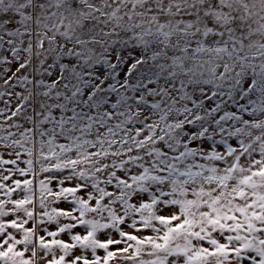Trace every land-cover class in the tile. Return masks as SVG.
I'll return each mask as SVG.
<instances>
[{
  "label": "snow or ice",
  "instance_id": "1",
  "mask_svg": "<svg viewBox=\"0 0 264 264\" xmlns=\"http://www.w3.org/2000/svg\"><path fill=\"white\" fill-rule=\"evenodd\" d=\"M0 264H264V0H0Z\"/></svg>",
  "mask_w": 264,
  "mask_h": 264
}]
</instances>
